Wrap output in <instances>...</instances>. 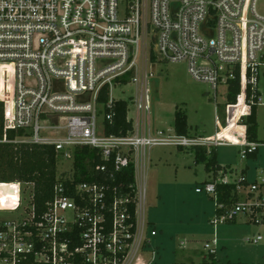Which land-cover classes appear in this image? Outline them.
I'll list each match as a JSON object with an SVG mask.
<instances>
[{
	"label": "built area",
	"instance_id": "obj_1",
	"mask_svg": "<svg viewBox=\"0 0 264 264\" xmlns=\"http://www.w3.org/2000/svg\"><path fill=\"white\" fill-rule=\"evenodd\" d=\"M257 0H0V102L4 128L22 130L14 142L49 144L59 159L71 161L68 175L57 176L52 197L42 212L32 203V185L13 182V207L0 212V264H148L142 251L149 240L144 216V172L152 146L216 148L232 145L240 158L258 153L264 139L249 141L243 122L253 106H264L259 83L264 78V10ZM185 62L189 76L218 88L239 83L234 104L224 105L227 140L219 134L192 137L174 131H152L147 102V61ZM126 80L124 82L123 80ZM133 84L132 130L107 133L117 99L113 85ZM108 88L106 101L100 93ZM121 100V99H120ZM242 104L241 110L237 108ZM238 111V112H237ZM225 123V124H224ZM5 140V136L4 139ZM94 150L110 179L91 178L74 183L73 157L77 149ZM87 168L95 160H86ZM133 164V195L122 191L113 173ZM229 170V169H227ZM220 170L195 188L211 197L213 226L264 224V178L251 182L240 174L229 181ZM139 173V175L137 174ZM143 186L136 185L137 177ZM140 182V183H141ZM236 184L237 200L219 201L217 186ZM25 186L30 187L24 198ZM135 205V230L128 221ZM151 236L155 231L151 230ZM260 235L247 238L250 243ZM146 242V243H145ZM216 238L206 242L215 254ZM183 248V243H180ZM154 254V250L152 252ZM205 257V256H204ZM153 258V256H152Z\"/></svg>",
	"mask_w": 264,
	"mask_h": 264
},
{
	"label": "rangeland",
	"instance_id": "obj_2",
	"mask_svg": "<svg viewBox=\"0 0 264 264\" xmlns=\"http://www.w3.org/2000/svg\"><path fill=\"white\" fill-rule=\"evenodd\" d=\"M256 7L258 11H263L264 0H257ZM147 71L145 84L152 131H173L175 106L187 115L193 136L212 135L215 131V116L225 119L223 110L228 91L225 86H220L215 96L208 84L189 76L185 62L148 60ZM259 89L263 96L264 78H261ZM135 95L133 84H116L111 90L113 98L128 102L129 118L134 117L131 101ZM256 115L257 140L261 141L264 139V106L257 107ZM148 151L150 161L143 187L144 207L138 208L139 218L144 216L149 223L144 235L150 244H145L142 251L148 264H204L202 260L207 254L204 244L212 243L213 238L218 241L216 251L220 262L251 264L264 261V224L246 223L243 217L234 223L217 226L209 222L215 212L214 203L208 195L197 193L195 188L210 179L211 173L205 170L204 164L195 163L193 149L157 145ZM216 151L218 164L229 169L226 173L229 181L238 180L243 169H246L248 182L256 179L260 173L264 178L263 147L259 148L254 159H241L240 149L232 145L217 146ZM71 161L59 159L57 174L68 175ZM140 182L137 176L138 189L143 186ZM23 188L24 198H27L30 187ZM1 196L6 194L0 193ZM8 216L9 212H0V218ZM151 230L155 231L154 236L150 235ZM257 235L262 237L258 243L246 241L248 237ZM181 242L183 248L179 249Z\"/></svg>",
	"mask_w": 264,
	"mask_h": 264
},
{
	"label": "trees",
	"instance_id": "obj_3",
	"mask_svg": "<svg viewBox=\"0 0 264 264\" xmlns=\"http://www.w3.org/2000/svg\"><path fill=\"white\" fill-rule=\"evenodd\" d=\"M151 60H155L151 57ZM126 82V80H123ZM239 93V83L233 81L230 83L227 94L226 104H234L236 102L237 94ZM108 97V88L104 86L99 97V101H106ZM242 104L240 103L239 107ZM257 107L253 106L249 115L245 117L243 122L246 125L245 134L249 141L257 140ZM113 123L107 126V133L116 135H125L132 130L131 122L127 120V103L123 100H117L114 105ZM238 112V111H237ZM224 114V112H223ZM174 132L178 135H189V126L187 124V116L178 106L174 109ZM234 127V119L230 121L226 129L220 132V136L227 140H234L227 133ZM22 130H13L12 128H4V106L0 102V183L21 182L32 185V203L37 212H42L45 203L51 199L53 187L57 182V169L59 157L57 156L54 147L49 144H30L25 142H14L16 136H22ZM5 136V140L4 139ZM194 151V161L197 164H204V168L208 173H211V178L222 170L226 172L227 166H221L217 162L216 148L207 149L205 147H192ZM257 153L248 155L247 158H256ZM94 159L90 167L87 168L86 160ZM99 156L95 154L94 150L87 147L77 149L73 157L74 183L81 180H88L91 178L103 179L108 177L110 173L98 172L93 167L101 163ZM116 181L121 182L122 191H127L130 196L133 195V188L130 185L135 182L133 164L122 169L118 173H113ZM236 184H226L217 186L219 193V201L227 204H232L237 200L235 193ZM211 199V197H209ZM212 200V199H211ZM128 221L133 224L131 231L135 230V205H129ZM204 264H246L242 262H219L215 254L206 255L202 263ZM33 263V262H32ZM31 259L27 264H32ZM26 264V263H25ZM264 264V263H251Z\"/></svg>",
	"mask_w": 264,
	"mask_h": 264
},
{
	"label": "bare ground",
	"instance_id": "obj_4",
	"mask_svg": "<svg viewBox=\"0 0 264 264\" xmlns=\"http://www.w3.org/2000/svg\"><path fill=\"white\" fill-rule=\"evenodd\" d=\"M239 110H241V107H239ZM227 127V126H226ZM222 130L226 129L224 127H221ZM0 193H5L6 196L0 197V209L7 210L13 207L15 204V198L17 195V188L13 184L10 183H0Z\"/></svg>",
	"mask_w": 264,
	"mask_h": 264
},
{
	"label": "crops",
	"instance_id": "obj_5",
	"mask_svg": "<svg viewBox=\"0 0 264 264\" xmlns=\"http://www.w3.org/2000/svg\"><path fill=\"white\" fill-rule=\"evenodd\" d=\"M175 109V108H174ZM187 116V115H186ZM173 123H174V118H173ZM214 123H215V131L216 130H218V127L220 126H222L223 125V119H220L218 116H215V118H214ZM187 124H188V126H189V135L188 136H192V137H207V136H211V135H198V134H196V133H193V134H196V135H192V133L190 132V125H189V123H188V118H187ZM173 131H174V127H173ZM215 131H214V133H215ZM213 133V134H214ZM212 134V135H213ZM178 148H181V149H188V148H186V147H178ZM191 148V147H190ZM192 149V148H191ZM149 156V151H148V154H147V157ZM256 157H257V155H256ZM150 161V159H149V157H148V159H147V162L145 163V168L147 169V166H148V162ZM146 169H145V172H144V181H145V173H146ZM138 175H139V173H137ZM240 174H242V175H244L245 177H246V169H243V170H241V172H240ZM137 177V176H136ZM211 178V177H210ZM207 180H209V179H207ZM206 180V181H207ZM244 219V218H243ZM215 235V234H214ZM217 244H218V241H217ZM217 244H216V249H217ZM179 249H181L180 248V245H179ZM215 256H216V259L217 260H219L218 258H217V251L215 252ZM220 262V261H219ZM221 262H225V261H221ZM260 263V262H259ZM261 263H264V261H262Z\"/></svg>",
	"mask_w": 264,
	"mask_h": 264
}]
</instances>
